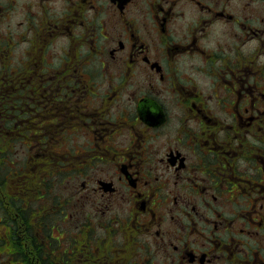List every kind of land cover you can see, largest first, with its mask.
Masks as SVG:
<instances>
[{
    "label": "flooded vegetation",
    "instance_id": "flooded-vegetation-1",
    "mask_svg": "<svg viewBox=\"0 0 264 264\" xmlns=\"http://www.w3.org/2000/svg\"><path fill=\"white\" fill-rule=\"evenodd\" d=\"M0 264H264V0H0Z\"/></svg>",
    "mask_w": 264,
    "mask_h": 264
}]
</instances>
